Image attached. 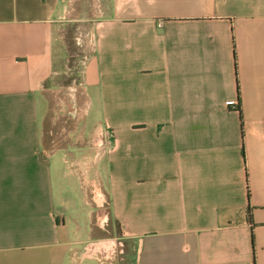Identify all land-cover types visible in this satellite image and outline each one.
I'll return each instance as SVG.
<instances>
[{"label":"crops","instance_id":"0c3cea01","mask_svg":"<svg viewBox=\"0 0 264 264\" xmlns=\"http://www.w3.org/2000/svg\"><path fill=\"white\" fill-rule=\"evenodd\" d=\"M0 264H264V0H0Z\"/></svg>","mask_w":264,"mask_h":264},{"label":"rangeland","instance_id":"374dc122","mask_svg":"<svg viewBox=\"0 0 264 264\" xmlns=\"http://www.w3.org/2000/svg\"><path fill=\"white\" fill-rule=\"evenodd\" d=\"M63 34V33H62ZM64 50L61 51L60 56L63 61V66L61 67V62H59V75L56 76V79L48 85L51 96L50 103V113L46 119L45 125V139L47 140L50 137L58 134V130L61 125L70 126L72 124V118L68 114V105L71 98H69L66 93L71 94L70 88L77 84V79L81 75V65H80V51L78 46L74 42L75 34L72 33L71 28L64 32ZM88 37V34H87ZM89 38V37H88ZM86 39V38H83ZM87 40V39H86ZM86 45V44H85ZM60 51V50H59ZM59 59V60H60ZM61 68V69H60ZM65 103V111H56L53 107L59 108L61 104ZM57 113L64 114L61 118L56 119ZM57 121V125L53 123ZM54 125V126H53ZM81 193V192H80Z\"/></svg>","mask_w":264,"mask_h":264}]
</instances>
